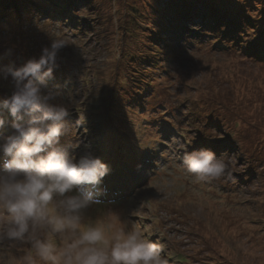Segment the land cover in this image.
I'll return each mask as SVG.
<instances>
[{
    "label": "rangeland",
    "instance_id": "1",
    "mask_svg": "<svg viewBox=\"0 0 264 264\" xmlns=\"http://www.w3.org/2000/svg\"><path fill=\"white\" fill-rule=\"evenodd\" d=\"M51 37L69 44L48 81L72 124L61 144L112 169L92 215L135 210L166 264H264V0H0V66ZM201 146L242 170L194 182L180 164Z\"/></svg>",
    "mask_w": 264,
    "mask_h": 264
},
{
    "label": "clouds",
    "instance_id": "2",
    "mask_svg": "<svg viewBox=\"0 0 264 264\" xmlns=\"http://www.w3.org/2000/svg\"><path fill=\"white\" fill-rule=\"evenodd\" d=\"M67 45L51 37L38 57L0 66V79L11 86L0 100V250L22 249L14 264H166L158 243L132 219L135 210L92 215L112 169L91 151L70 153L81 144H61L72 124L48 81ZM204 135L222 138L211 128ZM180 167L196 183H227L243 166L227 150L201 146L184 152Z\"/></svg>",
    "mask_w": 264,
    "mask_h": 264
},
{
    "label": "trees",
    "instance_id": "3",
    "mask_svg": "<svg viewBox=\"0 0 264 264\" xmlns=\"http://www.w3.org/2000/svg\"><path fill=\"white\" fill-rule=\"evenodd\" d=\"M260 52H263L264 53V50H260Z\"/></svg>",
    "mask_w": 264,
    "mask_h": 264
}]
</instances>
